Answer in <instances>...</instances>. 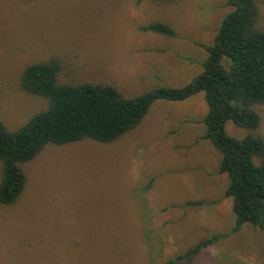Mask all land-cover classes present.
<instances>
[{"label":"rangeland","instance_id":"374dc122","mask_svg":"<svg viewBox=\"0 0 264 264\" xmlns=\"http://www.w3.org/2000/svg\"><path fill=\"white\" fill-rule=\"evenodd\" d=\"M259 8L264 29V0ZM231 11L227 0H0V120L18 131L49 107L21 79L51 60L59 84L112 85L126 97L184 87ZM152 23L175 37L141 31ZM208 110L204 93L157 101L111 144L46 146L24 165L19 201L0 205V264H167L218 234L226 237L176 264H264L263 231L233 232L229 178L205 138ZM257 111V130L228 122L226 133L264 140V105Z\"/></svg>","mask_w":264,"mask_h":264},{"label":"trees","instance_id":"16d2710c","mask_svg":"<svg viewBox=\"0 0 264 264\" xmlns=\"http://www.w3.org/2000/svg\"><path fill=\"white\" fill-rule=\"evenodd\" d=\"M227 5L232 11L224 18L215 43L206 48L203 72L184 87H158L126 97L112 85L59 84L62 67L55 60L27 67L21 79L23 89L47 99L49 107L18 131H9L0 120V205L19 201L27 186L24 165L46 146L86 140L111 144L139 127L157 101L182 102L204 93L209 108L205 138L220 152L219 171L229 178L226 195L232 199L236 217L233 232L251 225L264 233V140L253 134L232 138L225 129L228 122L248 131L261 125L257 107L264 105V29L259 23V0H227ZM140 29L176 35L165 23ZM225 237L213 235L167 264L190 260Z\"/></svg>","mask_w":264,"mask_h":264}]
</instances>
